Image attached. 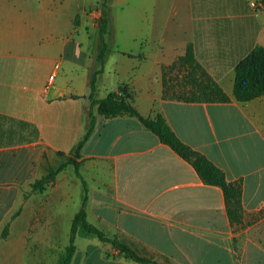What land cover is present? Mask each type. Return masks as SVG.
<instances>
[{
	"label": "crops",
	"instance_id": "1",
	"mask_svg": "<svg viewBox=\"0 0 264 264\" xmlns=\"http://www.w3.org/2000/svg\"><path fill=\"white\" fill-rule=\"evenodd\" d=\"M99 2L0 0V116L29 123L38 134L32 143L0 147V187L21 189L26 174L40 179L46 164L55 167L50 157L68 156L83 136ZM108 20L104 38L111 52L97 76L95 99L126 88L141 116L160 114L226 181L241 180L244 227L229 224L219 188L204 185L190 164L127 115H96L80 151L87 222L158 264H236V258L239 264H264V95L246 103L233 97L236 65L255 47L264 48L261 0H109ZM188 45L229 103L169 97L195 89L184 82L183 70L167 73L164 87L162 82V68L183 57ZM44 63L50 73L37 89ZM64 171L37 193V214L25 210L35 194L12 219L15 210L0 200V228L9 225L0 238V264H47L56 255L59 209L69 194ZM76 238L83 242L75 245L71 264H138L95 238ZM37 255L44 257L37 261Z\"/></svg>",
	"mask_w": 264,
	"mask_h": 264
},
{
	"label": "trees",
	"instance_id": "2",
	"mask_svg": "<svg viewBox=\"0 0 264 264\" xmlns=\"http://www.w3.org/2000/svg\"><path fill=\"white\" fill-rule=\"evenodd\" d=\"M108 3L109 0H100L99 9L100 17L98 20L97 44L95 54V68L89 75V88L91 89L88 98V107L85 110L86 129L83 136L76 142L71 152L64 162L56 167H50L48 164L44 167L45 174L30 184L29 193H43L47 187L54 182L55 177L71 166L75 176L80 180L84 192V198L79 211L74 215L68 245L65 247L58 264H71L75 254V239L78 235L89 236L97 239L100 243L110 245L115 251L122 255L125 259L138 264H158L150 259L138 256L128 246L120 242L117 238H108L106 235L90 225L86 219L85 202H86V185L79 173L80 151L84 144L91 136L96 115L106 119L114 118L119 115H127L135 118L144 129L152 133L159 142L171 149L182 160L191 165L200 181L206 186L217 187L223 194L225 212L229 224L237 229H242L243 224V208H242V182H228L224 173L210 162L205 156L192 150L183 144L166 124L160 114H156L153 118H145L141 116L132 105V96L126 88L120 87L117 91L109 93L105 98L97 100L94 97L97 76L102 73L103 65L108 54L111 52L109 44L105 42V36L109 33L108 20ZM264 8V0H261ZM174 70H183L185 75L184 82L186 84L195 85L193 91L186 93H178L168 95L163 92V98L170 97L187 103H229V98L223 93L221 88L211 80L202 68L196 63L193 56V48L188 45L185 55L178 58L163 71V87L166 84V74ZM233 83V97L238 103H246L257 99L264 95V48L255 47L250 51L235 67ZM194 75L199 76L198 81L192 80ZM37 129L26 122L17 121L9 117L0 116V147L22 145L32 143L37 140ZM59 156L64 157L62 154ZM29 194L24 195L27 199ZM17 212L15 215H18ZM258 218V217H257ZM254 218L253 221L257 220ZM7 224L0 235L3 239L8 234Z\"/></svg>",
	"mask_w": 264,
	"mask_h": 264
},
{
	"label": "rangeland",
	"instance_id": "3",
	"mask_svg": "<svg viewBox=\"0 0 264 264\" xmlns=\"http://www.w3.org/2000/svg\"><path fill=\"white\" fill-rule=\"evenodd\" d=\"M50 69H51V66L47 63H44L43 67H40V69L37 71V89L39 88L38 84L43 79L47 78L48 74L50 73ZM48 135H49L48 132H46L47 137ZM33 159L34 158L28 159V162H32L33 164V167L29 169L30 170L29 173L31 174L32 177L34 175L36 179L37 178V164L35 160ZM65 160H66L65 156L61 160L53 156L50 157L49 159L50 164L55 167L56 165L60 163V161L64 162ZM63 174H64V177H66L67 182H68L66 190L69 188L68 189L69 194L67 195V197H64L63 199V202L65 205L59 209L60 213L62 214V219L60 220V224L62 228L60 230L59 237L54 239L55 244H56L55 249H54V254L56 255L49 256L47 260L49 262L47 264H58V261L61 255L63 254L65 247L68 245L71 219L81 208L82 199L84 198V192L82 189L81 182L79 179L76 178L73 168L71 166H68V168L65 169ZM26 176L27 178L25 181V185L21 189H20V186L17 187L12 184L9 185L10 187L9 189L7 187H3V188L0 187V200L3 201L4 204L9 205L8 207L10 208V211L15 210L11 213L12 214L11 219L16 216L15 214L17 212H19L18 214H20V212L22 211V206L27 200V199H24V195L29 194L28 196L29 198L30 196L34 194V193H29V192H30V184L33 183V181L35 180H32L34 178H31L29 174H26ZM32 198L34 199V201L32 200V202L30 203V210H29V206L25 208L26 211H30L29 213L27 212L30 215L37 214V194H35ZM20 201L22 205H20ZM4 209L6 210L7 207H4ZM53 209L54 210L56 209L58 211L57 208H53ZM2 230H3V226L0 228V233L2 232ZM82 242H83L82 239L76 238L75 245L80 247ZM41 257L37 255V261H39L40 259H43L44 256L41 255ZM235 262L236 264H239L237 258L235 259Z\"/></svg>",
	"mask_w": 264,
	"mask_h": 264
},
{
	"label": "built area",
	"instance_id": "4",
	"mask_svg": "<svg viewBox=\"0 0 264 264\" xmlns=\"http://www.w3.org/2000/svg\"><path fill=\"white\" fill-rule=\"evenodd\" d=\"M56 69H57V67H56ZM54 78H55V73H52L51 76H49V78H48V83H47V85L45 87V91H47V89L49 88V86H50V84H51V82L53 81Z\"/></svg>",
	"mask_w": 264,
	"mask_h": 264
}]
</instances>
